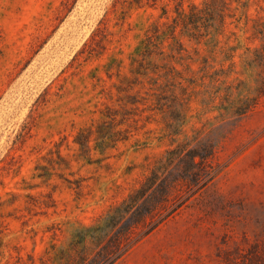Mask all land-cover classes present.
Segmentation results:
<instances>
[{
	"label": "rangeland",
	"instance_id": "374dc122",
	"mask_svg": "<svg viewBox=\"0 0 264 264\" xmlns=\"http://www.w3.org/2000/svg\"><path fill=\"white\" fill-rule=\"evenodd\" d=\"M109 113L125 138L82 158L77 132ZM209 130L228 132L221 172L115 264H264V0H0V264H63L82 225Z\"/></svg>",
	"mask_w": 264,
	"mask_h": 264
},
{
	"label": "trees",
	"instance_id": "16d2710c",
	"mask_svg": "<svg viewBox=\"0 0 264 264\" xmlns=\"http://www.w3.org/2000/svg\"><path fill=\"white\" fill-rule=\"evenodd\" d=\"M209 8L207 3L203 8L193 5L190 16L203 15ZM179 14L183 19L189 17L185 12ZM158 32L156 29L147 36L146 46L154 44ZM234 110L242 115L248 109L237 106ZM106 116L94 129L77 132L74 143L82 158L89 160L91 149L102 154L125 138L119 137L123 130L114 129L124 119L115 123L112 114ZM227 133L212 136L209 130L167 148L120 200L76 231L63 264H115L135 243L179 213L221 172L224 165L218 158L219 144Z\"/></svg>",
	"mask_w": 264,
	"mask_h": 264
}]
</instances>
